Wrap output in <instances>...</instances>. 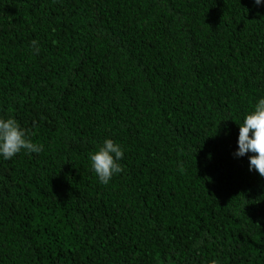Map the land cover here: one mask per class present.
Returning a JSON list of instances; mask_svg holds the SVG:
<instances>
[{
	"label": "trees",
	"instance_id": "16d2710c",
	"mask_svg": "<svg viewBox=\"0 0 264 264\" xmlns=\"http://www.w3.org/2000/svg\"><path fill=\"white\" fill-rule=\"evenodd\" d=\"M262 98L264 2L0 0V118L43 146L0 156V264H264Z\"/></svg>",
	"mask_w": 264,
	"mask_h": 264
},
{
	"label": "clouds",
	"instance_id": "9594fccd",
	"mask_svg": "<svg viewBox=\"0 0 264 264\" xmlns=\"http://www.w3.org/2000/svg\"><path fill=\"white\" fill-rule=\"evenodd\" d=\"M254 2L260 5L264 0H254ZM32 44L38 54V42L33 41ZM239 126L238 151L234 155L244 157L252 153L253 155L249 157L250 171L254 170L264 177V98L258 101L254 111L247 114ZM42 147L28 138L27 131L18 121L13 118H0V156L4 159L10 160L22 150L39 153ZM123 157L124 151L121 146L112 139H106L95 153L90 154L91 167L102 184L107 185L114 174L123 171L118 163ZM211 264L218 262L213 260Z\"/></svg>",
	"mask_w": 264,
	"mask_h": 264
}]
</instances>
